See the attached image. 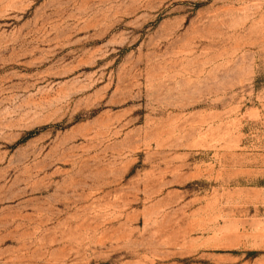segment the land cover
<instances>
[{
    "label": "rangeland",
    "instance_id": "obj_1",
    "mask_svg": "<svg viewBox=\"0 0 264 264\" xmlns=\"http://www.w3.org/2000/svg\"><path fill=\"white\" fill-rule=\"evenodd\" d=\"M0 264H264V0H0Z\"/></svg>",
    "mask_w": 264,
    "mask_h": 264
}]
</instances>
